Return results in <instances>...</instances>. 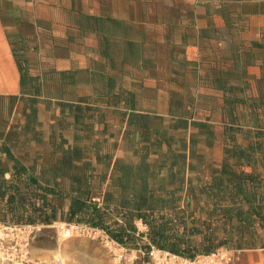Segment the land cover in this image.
Wrapping results in <instances>:
<instances>
[{
  "label": "crops",
  "instance_id": "obj_1",
  "mask_svg": "<svg viewBox=\"0 0 264 264\" xmlns=\"http://www.w3.org/2000/svg\"><path fill=\"white\" fill-rule=\"evenodd\" d=\"M254 2L0 0V157L9 153L27 168L57 162L61 138L76 145L85 135L62 106L82 104L106 117V126L95 128L106 131L93 139L108 142L113 161L136 164L145 130L128 126L127 111L150 117L148 132L166 139L159 148L150 146L149 163L157 167L150 191L185 214L233 205L221 194L215 200L198 189L211 188L223 167L264 177L261 164L249 167L226 152L247 148L255 133L264 131V120L251 121L244 130L235 117L221 118L237 107L250 117L264 114V92L253 89L264 84V62L256 56L264 53V23L241 24ZM112 94L129 95L131 101L111 102ZM30 99L37 100L34 126L28 123ZM205 100L218 103L204 105ZM64 121L69 126L60 128ZM93 174L106 176L100 185L92 182L95 191L122 195L115 180L120 174L112 167L94 165ZM170 174L181 180L162 185ZM160 186L169 196L159 193ZM235 207L248 210L241 200ZM134 224L138 233L147 232L141 221ZM258 235L264 237V229L244 241L247 250L240 251L237 264H260L264 250L258 249Z\"/></svg>",
  "mask_w": 264,
  "mask_h": 264
},
{
  "label": "trees",
  "instance_id": "obj_2",
  "mask_svg": "<svg viewBox=\"0 0 264 264\" xmlns=\"http://www.w3.org/2000/svg\"><path fill=\"white\" fill-rule=\"evenodd\" d=\"M127 96L121 99L116 95L115 100L125 102L126 106V102L131 101ZM36 103V99H30L28 103L31 108L28 123L32 126L37 124ZM63 108L67 110L68 117L74 119L75 128L85 135L75 142L76 145H66L61 138L58 145L60 157L48 167L40 168L34 163L27 168L9 153H6V159L0 157V223L16 226H51L56 223L83 225L103 231L128 251L140 248L146 260L151 249L194 258L198 252L191 237L196 235L201 236L205 244V254L215 251L217 248L213 245L218 235L216 229H219L216 226L221 228L226 239L236 240L240 247L244 245L245 237L256 234L258 227L264 229V177L261 174H238L229 167H223L211 188L198 189V192L215 200H219L221 194V199L228 198L233 205L216 204L213 210L202 212L199 221L203 227L197 230L187 221L197 215V210L189 214L175 212L178 207L168 206L167 200L150 191V180L155 179L157 170L155 165L149 163L150 146L159 148L162 141L166 142L163 135L152 137L148 132L150 117L123 112L127 116L128 126H141L145 130L140 135L143 145L138 151L139 162L135 164L119 159L113 161L108 142L93 139L106 131L105 128L103 131L95 130L96 125L106 126L104 115H94V109L81 105H63ZM87 111L92 113L88 114ZM68 126L65 121L60 123V128ZM253 138L254 141L247 148L233 146L226 152L235 161L249 167L255 168L261 164L264 168V131H257ZM90 140L94 142L86 144ZM131 140L134 146V139ZM87 145L92 148L89 154L85 153ZM260 154L263 155L262 160L258 158ZM165 158L169 160V157ZM94 165L107 169L112 167L120 174L115 179L123 192L119 198L93 189L92 182L100 185L106 180L105 175L94 177ZM175 180H181L180 174H170L161 184ZM158 191L166 197L170 194L162 186ZM240 200L245 202L248 210L235 207ZM166 209L168 214H164ZM135 221H141L146 227L145 234L138 233Z\"/></svg>",
  "mask_w": 264,
  "mask_h": 264
},
{
  "label": "rangeland",
  "instance_id": "obj_3",
  "mask_svg": "<svg viewBox=\"0 0 264 264\" xmlns=\"http://www.w3.org/2000/svg\"><path fill=\"white\" fill-rule=\"evenodd\" d=\"M236 2H241L242 0H234ZM253 8L246 7V14L248 17H245L244 20L241 19V24L244 25H255L257 27L259 23H264V0H254ZM236 9H239L237 4ZM245 10L244 8L241 9ZM220 34V33H219ZM217 34V36H219ZM221 40V39H219ZM257 60H262L264 62V53L256 54ZM205 80L208 82V78ZM205 83V82H204ZM113 87L115 84L111 83ZM262 85V86H261ZM257 85L253 89L256 92H259L260 89L264 92V84ZM240 89H237L238 92ZM117 95V94H116ZM115 94L111 95V102H117L114 100ZM241 94L238 95V98H241ZM155 102L159 106H163V100L161 96L155 94ZM127 99H131L128 95ZM160 99V101L158 100ZM129 101V100H128ZM204 105L208 103L217 104L218 102L205 100ZM257 105V104H256ZM82 107L92 108L88 105H82ZM217 108L218 106H214ZM88 112V111H87ZM216 116L219 118L220 112L218 109H214ZM92 112H88L91 114ZM94 115L96 112L93 113ZM117 114V115H116ZM112 115L119 116L118 112L112 113ZM259 115V116H257ZM257 115L249 116L247 111L243 107H237L232 109L230 113L226 116L221 115L222 119L227 120V118L235 117L239 121L243 129L248 130L247 128L251 127V121L259 122L263 121L264 114L261 113ZM106 117H104L105 120ZM120 118V117H119ZM264 122V121H263ZM262 124V123H261ZM248 126V127H247ZM167 138V136H166ZM100 141V140H99ZM8 178V177H7ZM192 218V217H191ZM188 218V223L190 226H194L197 230L203 227L200 224L199 219L201 215H193V218ZM215 226V225H214ZM31 240H30V255L34 263H44V264H148L145 256L141 253L140 248L138 250L130 249L127 253L125 259H119L116 257L115 252L110 248L106 247L102 240L97 234H95L89 227L83 225H71L65 223H56L51 226H42L34 225ZM219 229H216L218 232L217 238L214 242V248H226L232 251H243L247 248L243 245L240 247L236 240L226 239L223 235L222 230L219 226H216ZM257 236L258 240V249L264 250V237ZM191 237V236H190ZM192 241L195 242V251L198 252V255L205 254V244L202 242V238L199 235L192 236ZM248 236L245 237V241L248 242ZM224 243V244H223ZM204 244V245H203ZM216 246V247H215ZM213 252V251H212ZM211 253V252H210ZM208 254V253H207ZM264 255V252H261ZM264 263V258L259 260L260 264ZM237 264V263H236Z\"/></svg>",
  "mask_w": 264,
  "mask_h": 264
},
{
  "label": "built area",
  "instance_id": "obj_4",
  "mask_svg": "<svg viewBox=\"0 0 264 264\" xmlns=\"http://www.w3.org/2000/svg\"><path fill=\"white\" fill-rule=\"evenodd\" d=\"M33 228L0 223V264H44L34 263L31 259L30 240ZM92 231L99 236L106 247L115 252L117 258L127 257L129 251L112 241L103 231ZM240 254V251L220 248L208 254L187 258L151 249L147 254V262L148 264H236L240 260Z\"/></svg>",
  "mask_w": 264,
  "mask_h": 264
}]
</instances>
